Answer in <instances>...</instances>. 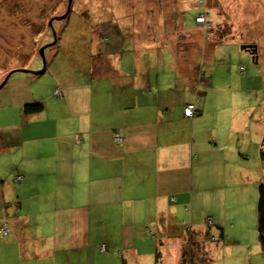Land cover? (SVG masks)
<instances>
[{"label": "crops", "instance_id": "0c3cea01", "mask_svg": "<svg viewBox=\"0 0 264 264\" xmlns=\"http://www.w3.org/2000/svg\"><path fill=\"white\" fill-rule=\"evenodd\" d=\"M103 31L102 27L92 31L81 45L90 58L84 74L75 71L79 62H60L61 49L49 45L45 71L54 78L59 96L37 97L27 85H11L0 95V104L18 111L10 122L0 125V155L20 148L11 171L14 180L20 181L19 196L7 202L6 218L0 217L9 229L2 238L6 240L12 231L20 238L18 258L11 261L21 264L19 258H25L24 264H50L48 260L63 264L57 252L68 259L64 264L235 261V253H243L246 242L226 236V227L245 209L246 196L237 186L235 167L226 172L216 169L223 164L238 166V161L249 157L237 152L228 139L224 147L217 146L216 128L197 124L201 116L210 114L206 96L196 97L199 61L186 63L184 70L191 78L174 69L170 59L169 69L184 80L181 91L189 95L175 102L167 92L168 77L159 67V63L166 65L161 51L152 44L144 52L135 48L133 66L121 69L122 48L109 47ZM151 33L137 35L155 34ZM168 48L173 58V46ZM67 51L73 53L70 47ZM201 52L205 53L203 48L193 49L192 57L200 60ZM100 82L107 87H100ZM35 102L43 104L42 110H23L25 104ZM190 102L196 103L197 113L185 117L183 108ZM236 128L241 131L244 125L230 128L227 137L231 131L238 134ZM116 133L120 141L114 139ZM240 167L253 175L249 167ZM257 173L253 177L259 181ZM240 188L244 190L242 184ZM206 213L212 216V225L205 222ZM218 232L222 237L212 240ZM101 244L106 245L103 252ZM253 253L255 263L248 253L242 264H264L261 245Z\"/></svg>", "mask_w": 264, "mask_h": 264}, {"label": "rangeland", "instance_id": "374dc122", "mask_svg": "<svg viewBox=\"0 0 264 264\" xmlns=\"http://www.w3.org/2000/svg\"><path fill=\"white\" fill-rule=\"evenodd\" d=\"M67 9L68 0H0V82L8 72H12L2 85L5 88L0 90V95L11 85H27L35 96L50 97V93H54L55 80L49 71L44 68L39 74L31 72L41 69L43 61L45 64L49 62L45 55L52 49L49 45L54 43L56 45L53 48L61 49L57 53L60 62L64 61L67 65L79 62L74 66L75 71L84 74L86 62L90 58L81 45H84L86 35L94 30L98 32L101 27L104 28L107 43L111 44L109 47L113 48V44H117L122 48V57L119 59L121 69L133 66L135 48L144 52L146 45L152 44L149 46L161 51L160 55L165 56L161 60L166 65L159 63V67L168 77L170 89L167 92L173 95L175 102L189 95L181 91L185 89L184 80L177 78L168 63L172 60L176 64L174 69L192 78L184 70L186 63L196 64L199 61L194 78L201 87L199 89L204 91L200 97L203 100L206 96L210 114L201 116L197 124L216 128L214 139L218 142L217 146L224 147L223 143L228 139L237 152L245 156L248 154L249 157L246 162L238 161V166L223 164L216 169L226 172L235 167L237 186L246 196L245 209L239 210L226 227V236L246 244L243 253L236 252L237 259L227 264H242L243 256L248 253L254 262L257 257L253 248L261 244L256 213L258 177L254 179L253 175L255 170H258L260 178L264 175L261 172L264 171V160L258 156L259 143L264 138V89L260 84L262 81L264 87V0H71ZM65 13L68 17L64 16ZM198 13L205 14L211 28L196 24ZM146 30L150 33L154 31L155 34L137 35ZM54 38L56 42H51ZM243 43L256 44L257 53L241 49ZM169 45L174 49L173 58L170 57ZM42 46L43 56L40 52ZM69 47L73 53L67 51ZM195 48L198 52L202 48L205 51L204 54L201 52L200 60L192 57ZM251 54L253 58L257 54L255 60ZM114 55L118 60L119 55ZM187 56L190 60H183L182 57ZM111 60H114V56L110 57ZM155 67L158 68V64ZM55 72L58 73L57 70ZM250 75L252 77L247 81ZM99 86L106 88L107 84L100 82ZM165 93L160 92L159 95ZM17 112L5 103L0 104V125L10 122ZM241 125H244L243 130L236 128L238 134L231 131L227 137L230 128H240ZM2 135V142H5V134ZM18 149L0 155V185L3 184L4 188V192L0 191V217H5L9 205L7 202L12 203L19 196L20 181H15L14 172H11L18 162ZM240 166L249 167L253 175ZM241 184L244 190L240 188ZM12 232L6 240L2 237L7 235L0 233V247L3 248L0 249V264H15L11 260L18 258L16 253L20 251V238ZM56 255L63 264L68 261L59 252ZM19 259L21 264L27 262L25 258ZM53 261L47 262L51 264Z\"/></svg>", "mask_w": 264, "mask_h": 264}, {"label": "trees", "instance_id": "16d2710c", "mask_svg": "<svg viewBox=\"0 0 264 264\" xmlns=\"http://www.w3.org/2000/svg\"><path fill=\"white\" fill-rule=\"evenodd\" d=\"M65 17H68V15H66ZM194 81L195 82L197 81L196 78H194ZM199 88H201V87L199 86V84L197 82V84H195V90H196V97L197 98H199L201 94H204V91H201V89H199ZM190 103H188V104H190ZM192 104H195L196 110L191 115H186L185 110H184L185 106H184L183 114L185 117H193L194 115H196L197 105H196V103H192ZM42 108H43V104L41 102L29 103V104H25L23 106V110L25 112H38V111L42 110ZM259 154H260V158L262 160H264V138L262 139V142H260ZM257 183H258L257 188H256L257 189L256 190L257 232H258V238H259L262 250L264 251V175H263V178H261ZM205 222L208 225H212L213 224L212 216H207ZM1 228H6V226L3 225L2 227H0V229ZM8 232H9V229L5 234H3L2 232H0V233L2 235H6ZM219 237H222V234L218 232V235L215 236V234H214L213 236H211V239L215 240V239H218ZM101 246H103L102 249H101ZM99 250L101 252L105 251L106 245L105 244L99 245Z\"/></svg>", "mask_w": 264, "mask_h": 264}, {"label": "built area", "instance_id": "2783aa9c", "mask_svg": "<svg viewBox=\"0 0 264 264\" xmlns=\"http://www.w3.org/2000/svg\"><path fill=\"white\" fill-rule=\"evenodd\" d=\"M196 23L198 25H203L204 28L206 29H209L211 27V24L209 23V21L206 20V17H205V14L204 13H199L197 16H196ZM54 95L55 96H59L60 95V90L58 88H56L54 90ZM185 110V114L186 115H191L195 110H196V107H195V104H188L187 106H185L184 108ZM114 139L117 140V141H120L121 140V136L116 133L114 135ZM19 176H17L18 178ZM8 231L7 228H1L0 229V232H2L3 234H5L6 232ZM103 248V246H101V249Z\"/></svg>", "mask_w": 264, "mask_h": 264}, {"label": "water", "instance_id": "95a60500", "mask_svg": "<svg viewBox=\"0 0 264 264\" xmlns=\"http://www.w3.org/2000/svg\"><path fill=\"white\" fill-rule=\"evenodd\" d=\"M70 5H71V0H68V9H69V6ZM66 13L64 14V16L66 15ZM61 17H63V16H61ZM52 42H54V41H52ZM43 48H44V46H42L40 48V52H41V55L42 56H43ZM240 48L243 49V50H245V51H248L249 53H255L256 52V44H253V43H251V44L250 43H243V44L240 45ZM42 66L43 67L41 69H39V70H33L31 72H34L36 74H39V73L43 72L44 71V68H45V62L44 61H43V65ZM11 73L12 72H8L6 74V76L4 77V79L2 80V82H0V87L6 82V80L8 79V77L10 76Z\"/></svg>", "mask_w": 264, "mask_h": 264}, {"label": "clouds", "instance_id": "9594fccd", "mask_svg": "<svg viewBox=\"0 0 264 264\" xmlns=\"http://www.w3.org/2000/svg\"><path fill=\"white\" fill-rule=\"evenodd\" d=\"M198 14H199V13H198ZM198 14H197V15H198ZM209 23H210V22H209ZM210 24H211V23H210ZM211 26H212V25H211ZM210 28H211V27H210ZM256 56H257V54H256ZM256 56H255L254 58H256ZM252 58H253V57H252ZM254 58H253V59H254ZM254 60H255V59H254Z\"/></svg>", "mask_w": 264, "mask_h": 264}, {"label": "flooded vegetation", "instance_id": "af4514ba", "mask_svg": "<svg viewBox=\"0 0 264 264\" xmlns=\"http://www.w3.org/2000/svg\"><path fill=\"white\" fill-rule=\"evenodd\" d=\"M253 56V54H251V57ZM254 56H256V55H254Z\"/></svg>", "mask_w": 264, "mask_h": 264}]
</instances>
